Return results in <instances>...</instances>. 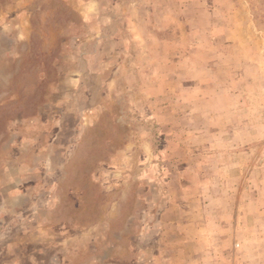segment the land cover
Listing matches in <instances>:
<instances>
[{
	"label": "rangeland",
	"instance_id": "rangeland-1",
	"mask_svg": "<svg viewBox=\"0 0 264 264\" xmlns=\"http://www.w3.org/2000/svg\"><path fill=\"white\" fill-rule=\"evenodd\" d=\"M0 264H264V0H0Z\"/></svg>",
	"mask_w": 264,
	"mask_h": 264
}]
</instances>
